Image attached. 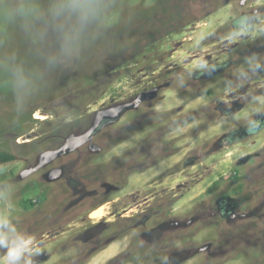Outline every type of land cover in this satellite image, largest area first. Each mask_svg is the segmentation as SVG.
Returning a JSON list of instances; mask_svg holds the SVG:
<instances>
[{"label":"rangeland","instance_id":"1","mask_svg":"<svg viewBox=\"0 0 264 264\" xmlns=\"http://www.w3.org/2000/svg\"><path fill=\"white\" fill-rule=\"evenodd\" d=\"M59 2L0 0L16 264H264V0H102L86 24Z\"/></svg>","mask_w":264,"mask_h":264},{"label":"clouds","instance_id":"2","mask_svg":"<svg viewBox=\"0 0 264 264\" xmlns=\"http://www.w3.org/2000/svg\"><path fill=\"white\" fill-rule=\"evenodd\" d=\"M102 0H60L53 9L52 14L57 17L64 15L74 16L79 23L86 24L95 19L102 11ZM15 10L9 4L0 7V14L12 16ZM6 222V221H5ZM7 247V252L0 257V264H16L25 251L26 243L21 241L9 245L6 235L0 234V248Z\"/></svg>","mask_w":264,"mask_h":264},{"label":"crops","instance_id":"3","mask_svg":"<svg viewBox=\"0 0 264 264\" xmlns=\"http://www.w3.org/2000/svg\"><path fill=\"white\" fill-rule=\"evenodd\" d=\"M67 16L65 17V19L67 20ZM69 19V18H68ZM47 35H48V31L47 30H40V33H38V34H34V38L35 39H37L36 41H39V39L41 38V40L42 41H46V39H47ZM55 36V38H54V40L51 42L50 41V43H52V44H56V40H57V36L56 35H54ZM43 43V42H42ZM56 46V45H55ZM51 47H52V45H51ZM51 50V49H50ZM49 50V51H50ZM52 51H50V53H51ZM26 68V67H25ZM55 69L54 68H51L50 70L48 69V70H44V71H41V70H39V71H36L35 73H37L35 76H36V82L37 83H39V84H37V86L40 88V86L42 87V88H46V86L45 85H49V83H63L62 81H61V78H62V76H63V74H59V78H57V75H54L53 73L54 72H56V71H54ZM43 72L44 73H46L45 74V76H43ZM10 78H11V81H7L6 82V80H7V78L5 79L4 77H2V79L0 80V86H1V88H0V92H1V94H5V95H10V94H12L13 93V84H15L14 82H13V80L15 79V76L14 77H11V74H10ZM9 78V79H10ZM5 79V80H4ZM57 79H58V81H57ZM36 82H34V84H36ZM55 83V84H56ZM33 86H35V85H33ZM264 130V129H263ZM263 130H261L260 131V133L263 131ZM259 133V132H258ZM257 133V134H258ZM66 145H67V143H65ZM64 155L66 154V152H64L63 153ZM56 157H55V159H57V158H59L60 159V156H58V154L56 153ZM62 157V156H61Z\"/></svg>","mask_w":264,"mask_h":264},{"label":"flooded vegetation","instance_id":"4","mask_svg":"<svg viewBox=\"0 0 264 264\" xmlns=\"http://www.w3.org/2000/svg\"><path fill=\"white\" fill-rule=\"evenodd\" d=\"M152 95H153V93L148 94L147 99H149V98L151 99ZM253 126L256 130H260V131L263 130V128H264V114L261 117L257 118V120L253 124ZM252 134H253L252 132H249V135H252Z\"/></svg>","mask_w":264,"mask_h":264},{"label":"trees","instance_id":"5","mask_svg":"<svg viewBox=\"0 0 264 264\" xmlns=\"http://www.w3.org/2000/svg\"><path fill=\"white\" fill-rule=\"evenodd\" d=\"M15 160L13 155L0 153V163H8Z\"/></svg>","mask_w":264,"mask_h":264},{"label":"bare ground","instance_id":"6","mask_svg":"<svg viewBox=\"0 0 264 264\" xmlns=\"http://www.w3.org/2000/svg\"><path fill=\"white\" fill-rule=\"evenodd\" d=\"M38 116V118H40V119H44L45 117L44 116H42V115H37ZM100 215H101V212L100 211H96V212H94L93 214H92V217H94V218H98V217H100Z\"/></svg>","mask_w":264,"mask_h":264}]
</instances>
